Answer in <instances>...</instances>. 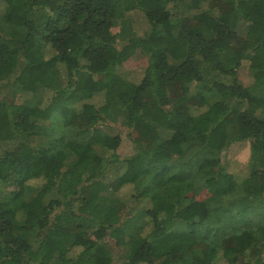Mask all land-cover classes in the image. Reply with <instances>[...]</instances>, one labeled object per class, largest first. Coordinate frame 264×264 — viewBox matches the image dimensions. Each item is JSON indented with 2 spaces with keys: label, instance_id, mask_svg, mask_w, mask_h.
<instances>
[{
  "label": "trees",
  "instance_id": "1",
  "mask_svg": "<svg viewBox=\"0 0 264 264\" xmlns=\"http://www.w3.org/2000/svg\"><path fill=\"white\" fill-rule=\"evenodd\" d=\"M0 23V264H264V0H0Z\"/></svg>",
  "mask_w": 264,
  "mask_h": 264
},
{
  "label": "rangeland",
  "instance_id": "2",
  "mask_svg": "<svg viewBox=\"0 0 264 264\" xmlns=\"http://www.w3.org/2000/svg\"><path fill=\"white\" fill-rule=\"evenodd\" d=\"M130 23L132 26V31L134 32V34L138 36L144 35L149 30V26L140 12H133L131 14ZM8 29L9 28L5 24L0 23L1 32L7 31ZM245 30H246V26L244 22L239 21L237 23V31L240 34H244ZM145 63H146V58L144 57V55L140 52H136L129 60H127L121 67L118 68V73L121 76L124 77L126 76L127 79L138 82L142 77V72L144 70ZM238 76L243 84H249L252 81L249 71L238 70ZM214 100L216 99H210V102H213ZM16 101L19 102L20 100L17 99ZM33 102H36V100H34ZM120 122L121 119H118L117 122L107 119L106 122L101 123L98 126L97 131L102 134L118 135L120 137L121 142L117 149V153L121 159H125L133 156L136 151L134 146L126 138L127 129L124 128V126H122ZM45 125L49 126L50 128L51 125L52 127L58 128V122L57 121L54 122L53 120L46 121ZM80 139L81 141L86 140V138H80ZM245 146L246 144L244 142L235 143L231 145L228 149H226L223 153H221L222 161L224 160V157L226 159H235L242 157V155L240 156L239 154L241 153V151H243ZM94 149L97 152H99V147L95 146ZM32 183L35 186H39L41 182L35 181ZM130 193H131V187L124 188L121 197L122 198L128 197ZM140 208L141 207H135L136 210L134 211L138 212ZM107 247L110 253L116 257L123 258L127 253L125 248L117 247L113 243V241L110 240H107Z\"/></svg>",
  "mask_w": 264,
  "mask_h": 264
}]
</instances>
